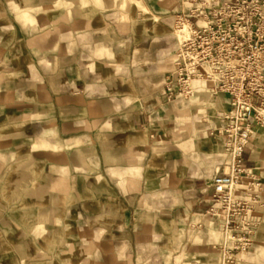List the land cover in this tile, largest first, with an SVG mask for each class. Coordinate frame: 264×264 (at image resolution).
Here are the masks:
<instances>
[{
    "label": "crops",
    "instance_id": "0c3cea01",
    "mask_svg": "<svg viewBox=\"0 0 264 264\" xmlns=\"http://www.w3.org/2000/svg\"><path fill=\"white\" fill-rule=\"evenodd\" d=\"M143 1L148 13L125 9L124 0H47L60 24L47 39L43 0H0V264H59L58 234L68 239L73 215L87 245L90 235L96 245L107 236L119 242L130 198L146 192L143 179L156 160L155 111L147 104L160 84L155 18L187 9ZM255 152L250 146L247 165L264 182ZM213 179L194 180L188 209L208 253L220 240L205 216ZM260 219L256 244L264 248V209Z\"/></svg>",
    "mask_w": 264,
    "mask_h": 264
},
{
    "label": "rangeland",
    "instance_id": "374dc122",
    "mask_svg": "<svg viewBox=\"0 0 264 264\" xmlns=\"http://www.w3.org/2000/svg\"><path fill=\"white\" fill-rule=\"evenodd\" d=\"M25 1L32 6L34 0ZM163 2H159L162 7L166 3ZM168 3L169 8L182 6L185 11L183 0ZM43 4L44 16L40 20L45 27V38L49 39L52 31L59 29L60 24L52 13L58 8L46 6L49 5L47 0H43ZM123 6L125 9L134 6L138 11L148 13L151 5L143 0H124ZM177 16L155 18L153 46L159 51L160 84L154 96L147 99V104L155 111L151 158L156 160L149 162V176L143 179L146 192L130 198L129 212L132 213L123 221L122 235L116 238L119 242L113 244L107 243L112 240L107 236L106 243L96 245L90 235L87 245L82 240L85 233L81 229L82 222L79 216L73 215V230L68 232V239H65V233L58 234L55 255L59 257V264H223L219 251L221 236L215 252L208 253L204 241L188 220V209L192 206L194 180L211 179L219 170L222 174L230 162L224 145L210 135L211 131H221L227 107L224 98L215 95L213 86L207 82L195 83L194 94L187 98L179 97L171 102L165 97L163 78L173 71V49L178 47L176 39H182L181 35H175ZM29 20L36 26L35 20ZM165 25H170V32H164ZM143 38L148 40L149 35H143ZM170 39H173L171 43L168 42ZM150 52L143 48L142 57L150 56ZM143 68L145 75H153L151 67L145 65ZM251 147L264 170V132L252 140ZM166 162L168 164L164 165ZM238 260L240 264H264V248L255 244Z\"/></svg>",
    "mask_w": 264,
    "mask_h": 264
},
{
    "label": "built area",
    "instance_id": "2783aa9c",
    "mask_svg": "<svg viewBox=\"0 0 264 264\" xmlns=\"http://www.w3.org/2000/svg\"><path fill=\"white\" fill-rule=\"evenodd\" d=\"M176 17L181 35L173 71L165 80L169 101L194 94V82L211 83L227 99L221 131L230 162L212 181V202L205 216L214 221L223 264H240L261 226L264 182L247 165L254 137L264 131V0H183Z\"/></svg>",
    "mask_w": 264,
    "mask_h": 264
},
{
    "label": "bare ground",
    "instance_id": "6f19581e",
    "mask_svg": "<svg viewBox=\"0 0 264 264\" xmlns=\"http://www.w3.org/2000/svg\"><path fill=\"white\" fill-rule=\"evenodd\" d=\"M195 83H199V82H194V84H195ZM194 84H193V88H194ZM194 90H195V88H194ZM197 91H199V89H198Z\"/></svg>",
    "mask_w": 264,
    "mask_h": 264
}]
</instances>
